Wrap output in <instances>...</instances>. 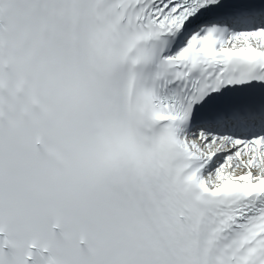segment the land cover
Wrapping results in <instances>:
<instances>
[{
    "label": "snow or ice",
    "instance_id": "1",
    "mask_svg": "<svg viewBox=\"0 0 264 264\" xmlns=\"http://www.w3.org/2000/svg\"><path fill=\"white\" fill-rule=\"evenodd\" d=\"M0 264H264V0H0Z\"/></svg>",
    "mask_w": 264,
    "mask_h": 264
}]
</instances>
